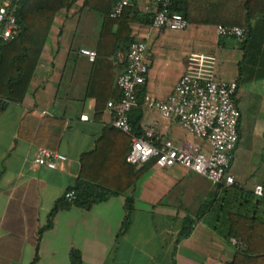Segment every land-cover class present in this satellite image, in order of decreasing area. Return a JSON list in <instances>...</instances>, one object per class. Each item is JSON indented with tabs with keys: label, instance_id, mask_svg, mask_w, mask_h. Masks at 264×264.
<instances>
[{
	"label": "crops",
	"instance_id": "crops-1",
	"mask_svg": "<svg viewBox=\"0 0 264 264\" xmlns=\"http://www.w3.org/2000/svg\"><path fill=\"white\" fill-rule=\"evenodd\" d=\"M82 3L73 0L56 12L23 99L0 108V264H31L34 254V264H68L71 249L79 251L81 264H170L186 221L191 229L175 246L178 264L208 258L228 263L235 248L216 218L223 191L176 166L150 164L126 190L133 210L124 230V197L117 196L88 211L71 206L57 212L51 228L37 238L54 203L73 186L79 156L110 127L112 113L105 104L117 95L115 80L123 69V55L109 54L112 40L98 47L104 15ZM217 25L187 24L177 32L129 22V36L146 47L148 69L129 117L140 135L152 132L153 145L195 142L174 119L145 106L146 100L165 98L189 62L214 63L217 79L237 83L236 101L243 85L264 82V18L252 24L243 47L241 40L217 36ZM37 148L56 151L65 161L55 169L36 166L31 160ZM232 176L238 188L251 192L262 186L263 180L245 188Z\"/></svg>",
	"mask_w": 264,
	"mask_h": 264
},
{
	"label": "trees",
	"instance_id": "trees-1",
	"mask_svg": "<svg viewBox=\"0 0 264 264\" xmlns=\"http://www.w3.org/2000/svg\"><path fill=\"white\" fill-rule=\"evenodd\" d=\"M116 1L83 0L82 3L84 8L96 10L104 15L98 47H101L103 41L112 40L109 51L111 57H116L118 53L124 56L133 41L129 36V22L151 24V15L142 13L133 3L127 6L119 17L109 18L108 13ZM72 2L73 0H10L9 9L15 18L16 31L12 38L0 40V98L4 101L3 104L21 102L56 12L68 8ZM169 11L180 14L187 24L212 23L241 27L245 30V36L241 39L243 47L250 37L252 24L264 18V0H173ZM112 28H115L114 33H111ZM122 66L119 74L124 71V61ZM116 92L117 95L112 101L119 98L117 89ZM130 112L127 122L131 133L140 137L137 121L130 119ZM237 135L239 139L238 130ZM129 146V137L126 134L111 126L103 129L93 148L79 156L78 175L73 186L66 190L73 191V199L67 201L62 195L54 203L44 225L37 232L38 239L44 231L51 228L53 216L57 212L71 206L88 211L93 205L117 196L124 197L121 230L128 226L133 199L125 192L144 173L147 166L154 165L153 160L139 168L128 164L125 158ZM217 188L223 191L216 217L221 221L222 235L225 239H234L243 246V249L234 246L232 259L225 264H264V178L261 196L255 195L253 190L250 192L235 185H217ZM189 222L186 221L173 243L170 264H178L175 246L180 238L189 235ZM36 261L37 255L34 254L31 264ZM68 264H81L79 251L69 250ZM202 264L220 263L208 258Z\"/></svg>",
	"mask_w": 264,
	"mask_h": 264
},
{
	"label": "built area",
	"instance_id": "built-area-1",
	"mask_svg": "<svg viewBox=\"0 0 264 264\" xmlns=\"http://www.w3.org/2000/svg\"><path fill=\"white\" fill-rule=\"evenodd\" d=\"M173 0H117L111 7L108 17L115 19L131 3L139 6L143 13L151 15V26L168 31H183L186 21L178 13H171L169 8ZM10 0L0 3V40L12 38L16 31L15 18L9 9ZM219 37H232L241 40L245 30L238 26L217 25ZM93 56V53L81 51ZM146 47L143 42L133 40L121 58L124 71L115 80L119 92L117 101L109 100L105 106L112 113L110 126L129 137V151L126 162L139 168L153 160L158 168L179 167L185 171L203 176L209 182L224 187L234 185L229 173L231 152L238 140L237 124L239 112L235 104L237 85L235 81H223L216 78L214 63L191 61L180 75L173 90L163 99L146 100L145 106L156 110L163 118L174 119L187 135L195 142L185 141L178 148L162 142L155 146L153 134L145 131L140 137L131 133L127 122L130 110L136 105L138 89L147 76L145 60ZM0 98V107L3 104ZM202 145L205 147L203 148ZM65 161V157L46 148H37L31 162L36 166L55 169ZM253 193L261 196V187H255ZM65 200L74 197L72 190L63 193ZM233 246L243 249L234 239Z\"/></svg>",
	"mask_w": 264,
	"mask_h": 264
},
{
	"label": "rangeland",
	"instance_id": "rangeland-1",
	"mask_svg": "<svg viewBox=\"0 0 264 264\" xmlns=\"http://www.w3.org/2000/svg\"><path fill=\"white\" fill-rule=\"evenodd\" d=\"M231 38V37H230ZM236 43V39H230ZM264 82L243 85L235 104L239 112V139L231 152L229 173L251 188L264 178ZM244 93V94H243ZM260 104V106L258 105ZM215 185V184H212Z\"/></svg>",
	"mask_w": 264,
	"mask_h": 264
}]
</instances>
